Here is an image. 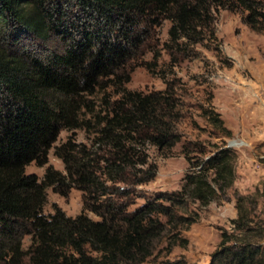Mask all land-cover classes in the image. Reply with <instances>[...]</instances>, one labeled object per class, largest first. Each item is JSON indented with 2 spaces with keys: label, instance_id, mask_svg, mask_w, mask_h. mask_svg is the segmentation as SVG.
I'll list each match as a JSON object with an SVG mask.
<instances>
[{
  "label": "trees",
  "instance_id": "obj_1",
  "mask_svg": "<svg viewBox=\"0 0 264 264\" xmlns=\"http://www.w3.org/2000/svg\"><path fill=\"white\" fill-rule=\"evenodd\" d=\"M237 1L252 24L254 0ZM204 2L0 0V264H145L163 231L159 214L174 218L176 206L189 200L206 205L233 184V147L222 142L195 161L193 147L184 145L189 168L180 188L128 209L130 186L157 172L146 145L166 150L181 139L173 81L161 90L128 89V66L145 64L144 50L152 49L153 31L164 18L172 21L171 41H199L209 9ZM110 85L118 96L102 97L93 147L73 135L54 145L63 128L92 127L85 117L93 109L88 96ZM210 121L231 134L218 112ZM52 147L64 171L47 166L42 177L25 171L32 161L45 164ZM198 151L205 154V147ZM47 187L63 196L72 187L81 190L83 210L69 215L54 206L45 212ZM241 206L238 197L231 229L221 231L209 264H264V244Z\"/></svg>",
  "mask_w": 264,
  "mask_h": 264
},
{
  "label": "rangeland",
  "instance_id": "obj_2",
  "mask_svg": "<svg viewBox=\"0 0 264 264\" xmlns=\"http://www.w3.org/2000/svg\"><path fill=\"white\" fill-rule=\"evenodd\" d=\"M205 1L204 5L209 9L199 41L193 42L187 37L171 41L168 30L172 21L164 18L153 31L152 49L144 50L145 64L128 66L130 79L124 83L125 88L143 92L161 90L166 80H172L181 109L176 122L180 141L166 150L146 145L149 159L157 164V172L151 180L130 186L134 193L129 196L128 209L152 200L158 191L180 188L182 177L189 168L182 152L184 145L193 147L190 155L197 161L207 156L217 144L226 142L237 153L235 177L224 193L206 205L189 200L186 205L175 207L174 218L159 214L157 229L163 231L154 239L152 254L145 264H209L221 231L231 229L230 218L238 197L242 210L251 220V232L264 244V0L253 1L252 24L247 21L250 11L237 0ZM104 96L113 98L118 93L110 85L88 96L93 109L86 112L85 117L91 120L92 127L63 128L54 145L73 135L77 142L92 148L99 126L95 115L103 113L101 100ZM214 112L219 113L225 127L231 130L230 135L210 121ZM199 147H205V154L198 151ZM245 150L243 159L240 152ZM47 158L42 165L30 162L25 171L39 177L47 166L64 171V163L54 154L53 147ZM249 160L252 161L248 172L251 180L246 183L243 168L244 162ZM257 162L258 166H254ZM46 191L45 212L53 211L54 206H60L69 215L83 210V192L76 187L65 196L52 187H47ZM85 211L92 218H98L92 211ZM22 243L26 248L30 236L25 235Z\"/></svg>",
  "mask_w": 264,
  "mask_h": 264
},
{
  "label": "crops",
  "instance_id": "obj_3",
  "mask_svg": "<svg viewBox=\"0 0 264 264\" xmlns=\"http://www.w3.org/2000/svg\"><path fill=\"white\" fill-rule=\"evenodd\" d=\"M240 152V151H239ZM246 152V150L244 151V152H240V154H243V155H241V158H243V159H245V156H244V153ZM239 154V155H240ZM250 159L252 160V157H250ZM251 160H249V161H245L244 162V170H245V176H246V178H245V182L246 183H248V182H250V175L248 174V172L250 171V167H249V165L251 164ZM254 164V166H258V162L257 163H253ZM236 212H237V210H236V208H235V211L232 213V215H231V217H235L236 216Z\"/></svg>",
  "mask_w": 264,
  "mask_h": 264
}]
</instances>
